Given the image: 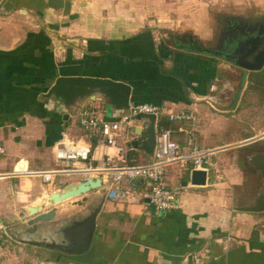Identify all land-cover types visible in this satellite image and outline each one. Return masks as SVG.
Instances as JSON below:
<instances>
[{"label":"crops","instance_id":"1","mask_svg":"<svg viewBox=\"0 0 264 264\" xmlns=\"http://www.w3.org/2000/svg\"><path fill=\"white\" fill-rule=\"evenodd\" d=\"M257 7L263 10L264 0ZM200 11L195 17L206 19ZM155 16L142 9L141 0H1L0 264H61V259L69 264H264V211L240 210L254 206L264 189L251 163L253 154H264L263 69L241 77V69L226 61L174 47L149 25L120 20ZM108 19L120 21L114 25ZM200 26L203 39L207 30ZM58 76L126 83L129 105L161 107L165 115L154 119L155 133L169 130L181 153L194 146L214 150L206 170H196L206 172L205 184L192 185L195 170L175 162L166 168L165 181L178 196L177 210L156 213L147 205L149 184L141 179L123 184L135 200L112 198L113 173H89L90 168H102L106 154L114 165L148 162L144 151L127 143L140 138L150 121L132 120L115 146L105 148L79 119L84 110L97 109L113 121L118 119L114 111L102 98L71 110L50 103L43 95ZM181 111L194 121L169 122L166 113ZM69 143L86 146L90 159L74 162L70 173L49 186L38 172L65 168L53 153ZM87 175L99 177L102 189L54 206L58 223L82 217L89 204L101 202L87 251L70 254L73 243L50 240L56 223L39 224L28 233L29 207ZM42 206V212L52 208Z\"/></svg>","mask_w":264,"mask_h":264},{"label":"water","instance_id":"2","mask_svg":"<svg viewBox=\"0 0 264 264\" xmlns=\"http://www.w3.org/2000/svg\"><path fill=\"white\" fill-rule=\"evenodd\" d=\"M1 2V0H0ZM252 40L250 50L246 51V56L233 63L236 68L246 72H259L264 67V38H255ZM179 49L185 47L178 46ZM192 52L206 53L197 49L186 48ZM229 62L228 58H224ZM131 86L106 78L99 77H85V76H58L55 78L53 84L43 95V98L50 101V103L57 105L62 109L71 110L79 103L88 99L95 100L102 98L108 106L114 111L116 118H120L127 113L130 103ZM146 118L150 121L148 129L145 133L139 134L140 138L134 139L127 143L128 147L144 151L150 158H152L155 146V117L153 115H141L136 120ZM251 163L253 167L258 170L264 181V154L255 153L252 156ZM206 172L205 171H192L191 183L192 185L201 186L205 184ZM102 189V183L99 177L85 176L83 180L66 185L61 191L52 192L47 196V205L52 207L46 212H42L44 206H31L27 210L26 225L30 227L28 233L34 232L39 224H58L55 227L53 235L54 238L49 239L60 243L61 246H67L68 242L73 243L75 247L68 250L70 254H81L88 250L90 241L96 225V217L100 211L101 202L93 203V208L89 204L87 214L73 220H57L55 205L83 196L89 192L99 191ZM99 193V192H98ZM99 198L105 197V190L100 193ZM148 201V200H147ZM92 207V208H91ZM243 212L259 213L264 211V189L258 197L254 206L240 208ZM49 246L47 243H45ZM55 246V245H54ZM60 246V245H58Z\"/></svg>","mask_w":264,"mask_h":264},{"label":"built area","instance_id":"3","mask_svg":"<svg viewBox=\"0 0 264 264\" xmlns=\"http://www.w3.org/2000/svg\"><path fill=\"white\" fill-rule=\"evenodd\" d=\"M141 115H153L155 119L164 116V110L153 104H131L127 113L117 120L106 121L97 112V109L84 110L79 119V125L89 136H97L105 148L115 146L116 138L120 136L123 126L128 125L132 120ZM166 117L169 122L184 123L193 122L194 118L187 112H168ZM4 153L0 147V155ZM212 149H202L196 146L185 153H181L179 146L171 139L169 130L160 128L156 131L155 146L152 158L143 164H122L114 165L110 155L104 156V166L99 169H91L97 173H113L108 181L111 187L112 198L118 200H135L131 190L123 184H132L135 180H145L148 182L147 205L151 206L158 214H166L177 210L180 202L177 194L170 190L165 181L166 168L171 164L178 162L189 164L193 170H206L204 167L209 164L210 158L214 154ZM57 164L64 165L65 168H59L50 171H40L38 176L44 183H50L55 176L70 173L69 166L74 162H88L90 159L89 149L79 144H61L55 148L53 153ZM92 170V171H91ZM90 176V175H87ZM2 174H0V178ZM109 187V188H110Z\"/></svg>","mask_w":264,"mask_h":264},{"label":"rangeland","instance_id":"4","mask_svg":"<svg viewBox=\"0 0 264 264\" xmlns=\"http://www.w3.org/2000/svg\"><path fill=\"white\" fill-rule=\"evenodd\" d=\"M261 1L263 0H141L142 9L152 10V14L156 15L155 17L139 19H119L121 21L125 20L126 22H135L137 24L139 23V25L141 26L149 25L151 29H154L155 36L157 38H161L162 40L164 39L174 47H177L174 45V40L182 37L183 33H188L187 35H190L194 40H196L197 38L202 39L198 35V33H200V30L203 29L200 26L201 23H204L207 34L202 35L203 39L201 41L203 43L201 44L204 48L213 49L217 46V42L221 39L224 29L225 31H227L228 35L230 31V27L229 25H227L229 24L228 22H230V20L228 19L218 18L217 25L215 26L214 17L216 16V14H238L241 11L245 12L246 10L248 12L254 13L257 10H260V7H257V5L260 4ZM148 7H150L151 9H149ZM245 7L246 9H244ZM203 9V12L205 13H201L200 15L206 17V19H197L195 17L196 14L199 13L198 11ZM119 19H108V21L116 25V23L120 21ZM255 20L260 19L239 17L238 21L254 22ZM107 110L109 111L108 108ZM56 177L58 176L53 177L51 183H49V186H52L56 183ZM43 199V201L45 202L38 203V206L47 204V197ZM39 259L47 258L39 257ZM29 261L31 262V260ZM60 263L69 264V261L61 259Z\"/></svg>","mask_w":264,"mask_h":264},{"label":"flooded vegetation","instance_id":"5","mask_svg":"<svg viewBox=\"0 0 264 264\" xmlns=\"http://www.w3.org/2000/svg\"><path fill=\"white\" fill-rule=\"evenodd\" d=\"M242 12V11H241ZM238 14H221L217 13L214 17V24L217 25L218 18H224L230 20L228 22L230 31L229 35L227 31L222 34L221 39L217 42V46L215 48H204L201 43L202 41L196 39H192L191 36L187 35L188 33H183V38L179 37L174 40L175 46H182L185 48H194L199 51L206 52L205 54L214 56L220 60H225L224 58H228L230 64L236 63L239 59L246 56V51L250 50L252 46V40L255 38H264V9H260L255 11L254 13L251 12H242ZM239 17H247V18H254L260 19L247 22H239ZM238 21V22H237ZM209 38V37H208ZM209 40V39H207ZM183 43V44H181ZM263 74H264V67ZM251 72H246L244 70L239 71V75L242 77L244 74H248Z\"/></svg>","mask_w":264,"mask_h":264},{"label":"bare ground","instance_id":"6","mask_svg":"<svg viewBox=\"0 0 264 264\" xmlns=\"http://www.w3.org/2000/svg\"><path fill=\"white\" fill-rule=\"evenodd\" d=\"M44 200V199H43ZM43 200H41L40 202H38V203H43V202H45V201H43ZM43 205V204H42Z\"/></svg>","mask_w":264,"mask_h":264}]
</instances>
